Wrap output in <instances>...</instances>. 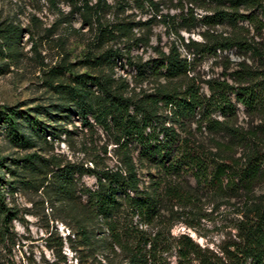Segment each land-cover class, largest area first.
<instances>
[{
    "label": "trees",
    "instance_id": "trees-1",
    "mask_svg": "<svg viewBox=\"0 0 264 264\" xmlns=\"http://www.w3.org/2000/svg\"><path fill=\"white\" fill-rule=\"evenodd\" d=\"M107 1L96 0L94 5H89L88 0H81L80 5H72L81 14L85 25L91 28L95 25L96 49L113 43L122 45V48L110 46L97 55L89 54L85 64L98 71L97 75L80 74L74 75L68 82L49 83L57 97L56 102L34 110L36 116L47 117L48 122L54 125L44 124L9 108L0 113V122L5 125L8 141L16 148L28 151L46 146L48 137L53 140L61 135L69 137L71 131L64 128L61 122L73 124V117H76L81 131L93 133L95 128H100L108 137L115 146L118 167H99L96 162L92 168L71 164L60 167L57 162L32 153L19 159V178L22 179L19 183L31 182L21 174L22 170L34 174L42 172V166H52L54 169L49 170V178L46 173L44 180L51 186L54 201L62 203L75 197L74 176L77 172L92 175L95 178L94 189L82 191L86 196L87 222L96 221L105 229L108 239L100 242L104 250L113 253L115 248L119 250L122 255L119 264H171L163 258V254L172 247L176 252L174 264H189L190 261L197 264H264V207L249 210L252 218L239 226V242L233 245L232 250L220 252L200 248L186 235L173 242L169 229L165 235L161 230L152 235L125 222L136 217L141 225H151L154 219L160 217L162 197L179 202L183 200L176 186L161 179L140 189L133 158L135 154L140 166L154 168L163 177L179 176L185 169L198 180L202 178L210 183L215 192L223 189L224 180L227 182L226 189L231 192H237L238 188L248 192L254 185L259 175L257 157H249L244 167L231 168L224 159L215 160L200 155L187 137H181L176 125L184 131L187 123L198 122L200 128L204 126L209 132L230 131L223 121L211 116L215 113L223 118L234 116L231 95L249 110L260 108L264 95V71L254 74L240 64L241 69L232 74V80L235 85L247 86L231 87L226 82L211 80L205 83L209 91L205 95L194 79L188 78L191 62L182 57L180 48L194 56L238 48L244 52H255L264 59V47L250 45L243 38V29L238 27L239 22H247L264 40L263 0H215L217 7L199 18L194 15V10L204 9L207 0H176L175 8L179 13L173 15L162 14L160 3L154 0H122L123 4L119 6L121 14L125 13L127 2H131L135 9L149 14L148 18L138 21L122 18L103 25L100 20L110 9ZM183 1L187 2L185 8ZM219 24L229 25L235 33L229 36L210 33ZM156 25L162 26L167 36L173 37L167 51L150 45L152 28ZM198 27L204 28L200 33L203 42L190 39L185 43L180 33H191ZM22 32L12 24H5L0 29V33L14 35L16 40ZM134 48H151L155 57L132 62L129 53ZM123 53H126L127 66L135 70L136 83H156L151 91L137 88V85L130 87L123 77L114 78V65L123 60ZM11 56L10 51L4 53L0 47L1 59ZM103 68H110L111 74L101 72ZM197 114L200 115L198 120ZM74 130L77 131V128ZM159 136H162L161 140ZM9 215L0 195V221L5 223ZM94 233L92 228L79 225L75 236L90 250ZM79 264H83L81 259Z\"/></svg>",
    "mask_w": 264,
    "mask_h": 264
},
{
    "label": "rangeland",
    "instance_id": "rangeland-1",
    "mask_svg": "<svg viewBox=\"0 0 264 264\" xmlns=\"http://www.w3.org/2000/svg\"><path fill=\"white\" fill-rule=\"evenodd\" d=\"M80 1L0 0V29L5 24H12L23 31L19 40L14 35L0 33L1 50L4 53L10 51L13 55L5 59L0 57V113L9 108L21 111L44 124L54 125L51 121L48 122L49 118L36 116L34 110L38 106L56 102L57 97L49 83L55 85L60 81L68 82L74 75H97L98 71L85 64L89 54L97 55L110 46L122 48V45L114 43L101 49L95 48V25L93 28L85 25L81 14L72 5L74 3L78 6ZM121 1H107L110 9L100 20L103 25L122 18L133 21L148 18L149 14L135 9L131 2H127L125 13L121 14ZM154 1L160 3L162 14L179 13L175 8L176 0ZM88 2L89 5H94L96 0ZM186 5L187 2L183 1L182 6L185 8ZM204 7L194 10L197 18L208 15L209 11L217 7V3L215 0H207ZM238 27L243 29V38L250 45L255 48L264 47L262 37L247 22H239ZM203 30L204 28L198 27L191 33L182 31L180 34L185 43L190 39L203 42L200 36ZM135 33L138 34L137 31ZM210 33L229 36L235 31L227 24H219ZM172 40L173 37L167 36L162 26L152 28V47L167 51ZM180 53L191 62L188 78L194 79L200 92L205 95L209 94L205 83L211 80L226 82L231 87L247 86L235 85L232 80V74L240 71V64L254 74L264 71V59L259 58L255 52H244L243 49L232 48L194 56L180 48ZM123 54V60L114 65V78L123 77L130 87L137 85V88L151 91L152 85L156 83H136L135 70L127 66L126 53ZM129 57L132 62H143L155 56L151 48H134ZM101 72L111 74L110 68H103ZM258 88L261 92V85ZM230 101L234 116L223 118L217 113L211 116L212 119L223 121L230 131L209 132L204 126L200 128L198 122L187 123L184 131L177 125L176 129L182 138L189 139L200 155L209 159H224L231 168L244 167L249 157H257L259 175L251 189L247 192L238 188L237 192H231L226 189L227 182L224 180L223 189L215 192L210 183L202 178L198 180L185 169L179 176L163 177L154 168L140 166L135 154L133 158L140 179V189L161 179L176 186L183 200L179 202L162 197L160 217L154 219L151 225H141L136 217L126 219L127 224L131 223L133 228L136 226L138 230L152 235L158 230L165 235L169 229L173 242L181 235H186L200 248L213 252L232 250L233 245L239 242V226L252 218L249 210L252 207H264V95L263 103L257 111L238 104L233 95L230 96ZM199 116L197 114L196 120ZM61 125L71 131L69 137L61 135L55 140L48 137L46 146L26 151L14 147L8 141L5 125L0 122V195L10 213L5 223L0 221V264H79V259L83 264H119L122 260V255L116 248L115 253L103 249L100 241L108 239V235L100 223L87 222L86 196L82 191L86 188L94 189L95 178L92 175L77 172L74 176L75 197L62 203L54 201L51 186L44 180L46 173L49 178V170L54 169L52 166H42V172L34 174L22 170L21 174L31 182L19 183L22 180L19 178V159L32 153L47 161H55L60 167L71 164L92 168L94 162L99 167H118L115 146L100 128H95L93 133L81 131L76 117H73V124L61 122ZM161 138L159 136L158 139ZM79 225L88 226L95 231L90 250V247L82 245L75 236ZM175 254L172 247L163 254V258L174 264ZM189 264L197 262L190 261Z\"/></svg>",
    "mask_w": 264,
    "mask_h": 264
}]
</instances>
